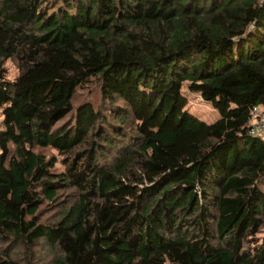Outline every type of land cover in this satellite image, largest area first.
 I'll list each match as a JSON object with an SVG mask.
<instances>
[{"label":"trees","instance_id":"obj_1","mask_svg":"<svg viewBox=\"0 0 264 264\" xmlns=\"http://www.w3.org/2000/svg\"><path fill=\"white\" fill-rule=\"evenodd\" d=\"M254 107L264 0H0V264H264Z\"/></svg>","mask_w":264,"mask_h":264},{"label":"rangeland","instance_id":"obj_2","mask_svg":"<svg viewBox=\"0 0 264 264\" xmlns=\"http://www.w3.org/2000/svg\"><path fill=\"white\" fill-rule=\"evenodd\" d=\"M7 68L9 78L14 79L19 74V68L15 60H9ZM97 90L98 87L95 82L80 88L77 92L75 102L78 104L83 100H93L98 104L100 96ZM183 92L188 98L189 103L187 108L192 114L208 123H213L220 118L218 110L215 109L210 102L204 100L199 92L190 91L188 82L183 84ZM262 111L264 113V110ZM261 135L264 137V133H261ZM58 168L63 169V164L60 161L58 163Z\"/></svg>","mask_w":264,"mask_h":264},{"label":"built area","instance_id":"obj_3","mask_svg":"<svg viewBox=\"0 0 264 264\" xmlns=\"http://www.w3.org/2000/svg\"><path fill=\"white\" fill-rule=\"evenodd\" d=\"M261 107H254L252 111L249 133L255 136H262L264 133V113Z\"/></svg>","mask_w":264,"mask_h":264}]
</instances>
